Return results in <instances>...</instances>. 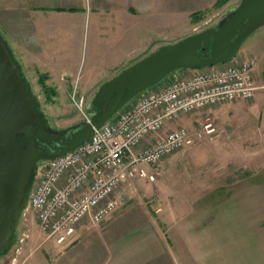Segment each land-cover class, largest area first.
Listing matches in <instances>:
<instances>
[{"label": "crops", "instance_id": "obj_1", "mask_svg": "<svg viewBox=\"0 0 264 264\" xmlns=\"http://www.w3.org/2000/svg\"><path fill=\"white\" fill-rule=\"evenodd\" d=\"M188 1L179 0V4L176 0H0L4 10L19 15L22 38L16 39L9 33L17 43L14 48L3 36L31 89H36L40 88L37 68L53 83L65 81L62 79L68 73L67 77L76 76L78 70L73 56L67 53L66 42L75 43V34L93 19L99 40L105 38L100 35L102 30L110 38L115 35V44L119 46L124 28L133 22L159 13L165 17V12L169 15L171 11L222 8L231 0ZM112 28L119 32H108ZM118 52L111 47L112 59L123 58L120 48ZM241 53L238 64L250 58L257 60L258 90L254 99L207 109V117L217 128L213 140L204 138L200 145L207 143L206 147L178 152V160L171 156L169 163L162 166L164 197L172 196L165 193L167 178L184 171L180 188L185 185L182 194L190 198L184 202L178 199L177 211L169 203L163 218L165 226L155 222L139 228L126 244H111L108 257L101 264H264V28L244 43L237 56ZM229 64L177 71L174 77H192ZM33 85L37 87L32 88ZM192 156L197 161L193 166L171 163ZM190 178L195 179L194 186Z\"/></svg>", "mask_w": 264, "mask_h": 264}, {"label": "rangeland", "instance_id": "obj_2", "mask_svg": "<svg viewBox=\"0 0 264 264\" xmlns=\"http://www.w3.org/2000/svg\"><path fill=\"white\" fill-rule=\"evenodd\" d=\"M176 1L179 3V0ZM240 3L241 0H231L222 8L213 6L214 8L211 7L208 11H171L169 15L165 12V17L163 13H159L160 15L155 14L148 19L129 23L130 25L124 28L125 35H123L122 44L119 46L115 44V35L110 38L109 33L104 34L102 30L100 35L105 38L99 40L96 33V23L93 19L91 23H87L75 34V43L66 42L67 53L73 56L74 65L78 70L76 76L67 77L70 76L68 73L62 79L65 81L53 83L50 81V77L39 68L36 70L40 88L33 85L32 88L36 89H32V92L39 98L41 111L49 119L50 127L54 130H64L88 122L98 112V109L93 107L92 103L97 91L104 83L112 80L123 70L163 46L175 44L189 36L217 27L219 22L231 10L236 9ZM201 6L209 7L210 5ZM171 7L173 6L171 5ZM18 16L17 12L6 11L0 6V32L6 36L14 48H17V43L9 33L12 34V37L15 36L16 39L22 38L17 20ZM110 31L112 34L119 32L118 29L114 28L108 29V32ZM107 35L109 38L106 37ZM111 47H116L117 52L120 48L123 58L112 59L114 54H111ZM15 51L18 52L17 49ZM237 55L229 62L231 63L229 65H238L243 53ZM236 57L238 58L235 60ZM252 59L255 60L257 65V60ZM34 67L36 66L32 67V74H35L36 68ZM183 70H175L163 81L145 90L140 96L154 91L170 79H176L178 76L174 77L176 76L174 74ZM140 96L135 97L125 106L126 108L124 107L119 112L130 109ZM206 118H208L206 111L186 115L177 123L165 129L163 133L183 126L190 127L195 132L200 127V123ZM206 145L207 143H202L191 149L206 147ZM179 155L172 157L178 160L175 157ZM189 158L181 162L173 160L171 163L183 166L192 164L193 166L197 162L195 161L196 158L194 156ZM166 163H169V158L157 166L159 179L156 183L149 184L135 181L122 186L116 195V211L99 225L91 223L83 225L79 231L78 240L70 246H57L53 239L41 232L35 214L30 210L26 211L17 226V242L6 256L1 257L0 264H101L108 257V248L111 244H126L139 228L152 226L155 222L160 227L165 226L163 218L169 203L173 207L175 206L177 211L178 199L184 202L190 198V195L182 194L185 185L180 188L181 182L184 181V178L181 179L180 175H184V171L182 173L176 172L167 178L168 188L165 193H170L172 196L164 197L162 166ZM44 164L45 161H42L39 166ZM183 169L185 170L184 167ZM192 172L195 174L194 171ZM192 172H190L191 175ZM190 181L191 185L194 186L195 179L190 178Z\"/></svg>", "mask_w": 264, "mask_h": 264}, {"label": "built area", "instance_id": "obj_3", "mask_svg": "<svg viewBox=\"0 0 264 264\" xmlns=\"http://www.w3.org/2000/svg\"><path fill=\"white\" fill-rule=\"evenodd\" d=\"M255 67V60L249 59L170 79L143 94L130 109L96 130L88 142L45 162L34 180L26 211L35 214L41 232L57 246L74 244L83 225H99L116 211L122 186L135 181L156 183L161 162L206 137L213 140L217 128L209 118L195 132L186 126L163 132L186 115L254 99Z\"/></svg>", "mask_w": 264, "mask_h": 264}, {"label": "water", "instance_id": "obj_4", "mask_svg": "<svg viewBox=\"0 0 264 264\" xmlns=\"http://www.w3.org/2000/svg\"><path fill=\"white\" fill-rule=\"evenodd\" d=\"M264 27V0H242L217 27L189 36L122 71L97 91L96 115L54 130L22 67L0 32V258L17 242L16 230L39 163L52 161L88 142L136 96L177 69L197 70L230 62L243 44Z\"/></svg>", "mask_w": 264, "mask_h": 264}, {"label": "flooded vegetation", "instance_id": "obj_5", "mask_svg": "<svg viewBox=\"0 0 264 264\" xmlns=\"http://www.w3.org/2000/svg\"><path fill=\"white\" fill-rule=\"evenodd\" d=\"M14 246H15V245H14ZM14 246H13V247H14ZM13 247H12V248H13ZM11 250H12V249H11ZM11 250H10V251H11ZM10 251H9V252H10ZM9 252H8V253H9ZM0 259H1V258H0Z\"/></svg>", "mask_w": 264, "mask_h": 264}]
</instances>
